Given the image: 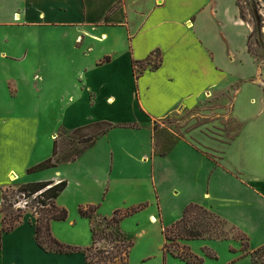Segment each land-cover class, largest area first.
I'll return each mask as SVG.
<instances>
[{
    "label": "crops",
    "instance_id": "1",
    "mask_svg": "<svg viewBox=\"0 0 264 264\" xmlns=\"http://www.w3.org/2000/svg\"><path fill=\"white\" fill-rule=\"evenodd\" d=\"M238 1L0 0V118L3 117L0 120V157L6 156L7 160L6 169L0 172V176H3L0 179L2 192L17 184L67 181V189L57 200L61 208H69V202L74 207L91 204L104 206L113 196L109 175L116 170L115 163L120 168L121 160H124L115 157L113 146L117 145L109 142L110 149L105 156L88 155L91 150L108 143V134L112 131L97 139L75 162L33 174H29L28 169L35 166L38 160L31 161L29 158L16 162L6 150L11 140L16 141L17 137L12 133L14 130H9L15 129L17 124L13 122L10 127L8 119L11 115L23 116V123L18 125L19 131L25 135L20 139L23 143L27 142V123L30 122L32 110L30 98L32 91H35L29 83L31 75L35 70L42 72L43 68L46 73L52 68L56 69V73L63 70V62L47 57L43 64H33L32 56L39 51L35 49L36 45L43 51L49 45L64 47L66 44L73 48V58L74 53L80 54L83 48L91 49L93 53L98 49L102 56L110 58L107 65L118 68L121 64L119 61H125L128 65L132 78L129 83L133 85L132 90L138 89L137 99L132 96V102L119 101L114 106L107 104L115 112L127 109L129 114L140 116L129 122L132 124L148 125L151 121L190 111L193 105L201 104L204 93L211 99L216 98L220 104L221 93L238 89L234 114H238L242 122L241 134L232 143H201L203 149L217 153L220 159L213 160L183 140L165 156L152 154L150 147L146 149L141 143L128 145L134 149L132 155L135 158H129L125 165L136 164L138 169H143L144 176L136 175V180L148 181L151 187V197L130 202V205L150 203L161 210L157 182H163L165 174L160 169L168 162V183H172L175 189L179 187V192H176L179 207L175 211H180V219L189 204H199L243 229L250 238L251 252L264 246V143H250L249 148L246 143H240L243 130L253 125L258 127L259 124L264 127V105L262 112L256 107V103L264 102V92L255 85L257 66L248 52V37L252 28L241 19ZM157 51L162 56L157 71L146 70L138 77L132 73L134 61H144ZM111 76L119 79L117 72ZM13 91L16 96H12ZM243 92L246 99L242 96ZM242 99L249 103L252 110L242 103ZM259 111L260 117L256 118ZM217 112L220 111L217 109ZM100 120L113 122L110 117ZM100 141L104 143H98ZM4 143L8 144L4 146ZM53 144L51 141L50 146L53 147ZM17 154H13L14 157ZM128 155L127 158L130 157ZM121 156L125 157L124 152ZM149 159L153 162L152 173L146 165ZM70 169L73 170L72 174L68 171ZM74 189L84 200L71 194ZM128 201L127 197L124 198V202L115 204L113 210L122 208ZM0 215L3 221V215ZM109 216L98 210L95 217L89 219L92 233L99 228L102 220L113 217ZM156 218L154 213L151 214L152 222ZM35 221L33 214L26 215L14 232L4 236L0 252L11 248L18 260L28 258L30 264L32 258L28 250L43 260L53 259L59 264H87L82 252L55 254L39 248L35 241ZM106 230L119 232L127 242H131L122 231V223ZM145 232L142 229L138 235L142 237ZM99 244L103 245L102 242ZM164 244L160 258L155 260L156 264L175 261L187 264L170 255L165 257ZM152 259L147 254L140 264ZM240 262L250 264L251 257L232 259L228 264ZM129 264L134 263L129 261Z\"/></svg>",
    "mask_w": 264,
    "mask_h": 264
},
{
    "label": "rangeland",
    "instance_id": "2",
    "mask_svg": "<svg viewBox=\"0 0 264 264\" xmlns=\"http://www.w3.org/2000/svg\"><path fill=\"white\" fill-rule=\"evenodd\" d=\"M17 1L20 2V0ZM240 4L252 30L256 28L250 45L257 66L255 85L260 91L264 92V0H240ZM39 48L36 45L35 49L39 51L36 56H32L33 64H43L42 62L47 57L49 60L63 62V70L61 73H56V69L52 68L48 69L46 73L43 68V73H37L35 70L33 76L31 75L29 83L35 91H32V97L30 98L32 110L30 122L27 123V142L23 143L21 141L25 134L23 131H19L20 126L18 125L23 123V116L11 115L8 119L10 127H12L13 122L17 124L14 127L15 129H8L14 130L12 133L17 137L16 141L11 140L12 143L10 144L4 143V146L8 144L6 150L10 152L9 156L12 159L14 158L13 160L16 162L18 160L24 162L29 158L31 161L38 160L39 162L35 166L42 164L50 157L53 158V163L56 165L71 163L70 161L77 158L82 152H86L93 141L105 132L104 127L92 128L90 125L105 122L106 120L100 119L110 117L113 120L112 124L115 125V129L111 130L112 132L109 131L108 143L99 146L94 151L91 150L88 155H107L111 145L109 142H111L117 145L113 146L115 157L118 160L120 158L124 159L121 160L120 168L115 163L116 170L109 175L110 189L113 186L114 193L106 201V205L91 204L74 207L69 202V208H65L69 213L68 219L52 223V229L56 226L54 237L65 245L82 250L92 247L93 233L90 229V220L81 216L80 207L96 206L99 208V213L112 216L117 210H127L140 205V203L130 205V202L151 197V187L148 181L136 180V175L141 174L144 176L142 173L145 171L141 168L138 169L136 164L127 167L124 163L125 161L129 162V158H135L132 155L134 149L128 145H139L141 143L140 145L146 146V149L150 147L152 154L165 156L171 152L179 141L183 140V142L190 143L198 151L206 153L216 161L220 159V156L215 152L203 149L204 146L201 143H232V140L241 134L242 122L239 121L238 114H234V110L237 109L238 89H229L230 91L221 93L220 104L215 100L216 98L211 99L207 96V93H204L201 104L193 105L190 111H181L182 113H177L165 119L151 121L148 125L132 124L129 122L139 119L140 116L137 117L134 113L133 115L129 114L126 112L127 109L115 112L107 104L113 105L116 102L119 103V101L127 103L134 101L132 100L134 98L137 99L138 89H131L133 85L129 82L132 78L129 75V68L125 61H119L121 64L117 68L107 65L106 63L110 61V58L102 56L101 51L98 49L93 53L91 49L83 48L80 54L76 55L74 53L75 57L73 58V48L66 46V44H64V47L62 45H49L43 51ZM94 57L96 58L92 62ZM160 60H162L161 54L157 56L154 53L153 56L144 60L143 64L134 67L132 73H135L138 77L146 70H152L151 66L159 63ZM116 72L119 79L117 77L111 78V75ZM12 96H16L15 91H13ZM209 96H211L210 93ZM242 96L245 99L247 98L244 92ZM241 101L252 110L248 105L249 103H246L244 99ZM262 105H264V102L256 103L257 109L260 108L261 112ZM217 106L222 109L217 108ZM217 109L220 112H217ZM260 111L256 118L260 117ZM230 115H232V118H229ZM84 126L90 127L73 134L74 130ZM51 141H57L58 144L55 156H53V147L50 146ZM98 143H104V141ZM240 143H246L248 148L250 143H264V127L259 124L258 127L253 125L243 130ZM0 149H2L1 145ZM17 152L18 154L14 157ZM123 152L125 157H119V155H123ZM127 154H130L128 155L130 157L127 158ZM5 157H0V172L6 169L7 160H5ZM42 158L44 161L41 162ZM146 165L152 173L153 162L149 159ZM167 168L168 162H165L160 169L165 174L163 182H157L161 194V210H158L155 204L147 203V208L124 219L122 222V231L134 244L130 255L131 260H129L134 264H140L142 258L147 254L151 255L153 259L145 264H156L155 260L160 258L162 246L165 243L162 226L169 228L170 225L172 226L180 219V211L178 213L175 211L179 207L176 194V192H179V187L175 189L172 187V183H168ZM154 169L155 171L157 169L156 163ZM68 171L72 174L73 170ZM2 177L1 175L0 179ZM19 186L17 184L9 187L11 188L9 197L12 203H15V200L19 202L22 199L17 192ZM2 188L0 187V202H2ZM13 191H15L14 194H12ZM71 194H74L75 198L83 199L76 193L75 189ZM126 197L129 201L125 206L113 210L115 204H121ZM102 199H104V196ZM37 205L33 198L30 199V210L24 211V218L26 215H34L31 209L36 208ZM205 209L211 215L203 214L200 221L191 224L193 229L202 233L203 240L181 242V246H189L195 255L204 259L203 264H228L232 259L241 258L251 251L248 237L243 234V229L218 218V215L212 210ZM153 213L157 217L154 222L151 220V214ZM34 217L38 218L36 215ZM161 221H163L162 225ZM2 222L0 218V229L2 228ZM108 228L109 226L105 220H102L97 232L101 233ZM142 229L146 232L141 237L138 235V231ZM105 232L108 240L101 241L103 245L98 244L97 250H94L92 254L94 256L101 255L98 251H106V253H110V256L117 254L119 257L120 255L125 256V253L119 254L124 249L122 240L125 241V239H119L116 232L111 233V236L109 235L111 231L106 230ZM88 244L90 245L86 247ZM169 245L172 246V250L175 249L174 245ZM207 252L215 254L217 258L210 259L206 257ZM28 254L32 258L31 264H59L53 259L43 260L42 257L30 250H28ZM0 264H30V260L28 261V258L25 261L18 260V256L14 254V251L12 252L11 248H8L7 251L0 252ZM169 264H179V262L175 261ZM239 264L244 263L240 262Z\"/></svg>",
    "mask_w": 264,
    "mask_h": 264
},
{
    "label": "trees",
    "instance_id": "3",
    "mask_svg": "<svg viewBox=\"0 0 264 264\" xmlns=\"http://www.w3.org/2000/svg\"><path fill=\"white\" fill-rule=\"evenodd\" d=\"M238 6L240 9V17L241 19L248 23L243 8L240 4V0L238 1ZM264 28V26H263ZM256 28L252 30L248 37V52L251 56H255L254 52L251 48L250 41L252 40L255 34ZM157 56L161 54L159 51L155 53ZM162 60L159 63H155L151 66L153 71H157L161 66ZM144 61H134L133 67H136L138 64H143ZM92 128H100L104 127L105 132L102 136H105L109 131L115 129V125L110 122H98L90 125ZM90 126H84L78 128L73 131V134H77L78 132H82L86 130ZM100 138V137H99ZM97 138V139H99ZM96 139V140H97ZM96 140L93 141L92 145L96 143ZM57 141H54L53 144V156L56 155L57 151ZM84 152L77 156V158L73 159L70 162H75L80 156H82ZM57 165L53 163V158L50 157L45 160L42 164L29 168L28 173L33 174L41 171H46L52 168H55ZM68 182L61 181L56 183L54 181H41L34 182L28 184H22L18 187L17 192L19 197H25L27 199H34V201L38 204L37 209L39 216L35 222V241L39 248H41L46 253H56V254H73L77 252H82L85 255L87 264H129L130 254L132 248L134 246L133 242L123 241L124 249L119 252V254L125 253V256L119 257V255L110 256V253H106V251H98L101 255H93L92 252L97 250V245L104 240L107 239L106 232H97V230H93V245L91 248H87L82 250L80 248H75L72 246L65 245L61 243L58 239H56L53 235L52 231V223L55 221H65L68 219L69 213L65 208H61L57 205L58 198L62 195V193L67 189ZM10 189H6L2 193V208L0 213L3 215L2 228L0 229V251L3 249V239L4 236L14 232L22 223L24 218V211L15 209L14 205L18 203L15 200V203H12L9 197ZM15 191L12 192L14 194ZM36 197V198H35ZM148 204L143 203L138 206L129 208L127 210H117L113 217L110 219H106V223L109 226V229L116 228L120 226L124 219L141 212L145 208H147ZM99 208L96 206H87L80 207V214L83 218L93 219L97 214ZM203 214L211 215L203 206L199 204L191 203L189 204L183 213V217L173 224L171 227H164L163 235L165 237V244L163 248L164 256L170 255L176 259H179L187 264H203L204 259L195 255L191 248L187 245L181 246V242H188L194 240H203L202 233L196 229H193L192 223L198 222L202 219ZM202 216V217H201ZM218 218H222L218 215ZM222 220L227 221L222 218ZM228 222V221H227ZM163 222L161 221V224ZM116 231H111L108 234L111 236V233L114 234ZM118 234V238L122 239L123 236L121 233L116 232ZM245 236L248 237L247 234L243 232ZM124 239V238H123ZM249 246H250V238ZM174 245L175 249L172 250V246ZM251 257L250 264H264V246L259 249L248 252L241 258ZM206 257L210 259H216L217 256L215 254L206 253Z\"/></svg>",
    "mask_w": 264,
    "mask_h": 264
},
{
    "label": "built area",
    "instance_id": "4",
    "mask_svg": "<svg viewBox=\"0 0 264 264\" xmlns=\"http://www.w3.org/2000/svg\"><path fill=\"white\" fill-rule=\"evenodd\" d=\"M36 198V197H35ZM21 199V198H20ZM29 202H30V199H27L25 198L24 196L22 197V199L16 203L14 205L15 209L17 210H22V211H26V210H30V206H29ZM33 210L32 212L34 213V215H36V217L39 216V213H38V209L37 207L34 208V209H31Z\"/></svg>",
    "mask_w": 264,
    "mask_h": 264
},
{
    "label": "bare ground",
    "instance_id": "5",
    "mask_svg": "<svg viewBox=\"0 0 264 264\" xmlns=\"http://www.w3.org/2000/svg\"><path fill=\"white\" fill-rule=\"evenodd\" d=\"M13 175H14V179H17V176L15 174H13Z\"/></svg>",
    "mask_w": 264,
    "mask_h": 264
}]
</instances>
